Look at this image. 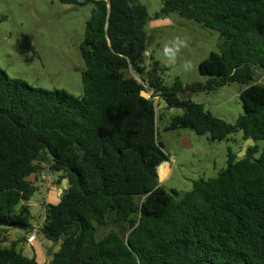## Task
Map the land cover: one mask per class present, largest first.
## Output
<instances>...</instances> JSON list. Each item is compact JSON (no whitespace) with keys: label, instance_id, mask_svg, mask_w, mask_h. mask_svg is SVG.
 <instances>
[{"label":"trees","instance_id":"1","mask_svg":"<svg viewBox=\"0 0 264 264\" xmlns=\"http://www.w3.org/2000/svg\"><path fill=\"white\" fill-rule=\"evenodd\" d=\"M60 2L93 6L84 96L34 88L0 68V229L34 230L31 177L49 162L68 180L39 230L60 244L49 264H264V149L254 158L264 142V85L254 84L256 69L264 71V0H162L158 16L178 14L222 39L220 53L200 65L208 80L187 87L166 85L168 68L146 64L150 15L139 0ZM236 83L246 88L235 124L188 96ZM166 116V131L189 129L212 142L241 132L256 146L240 160L230 152L227 169L190 192H167L158 175L170 169L161 166L170 160L160 141ZM111 214L127 238L116 230L100 237ZM2 243L0 264H41Z\"/></svg>","mask_w":264,"mask_h":264},{"label":"rangeland","instance_id":"2","mask_svg":"<svg viewBox=\"0 0 264 264\" xmlns=\"http://www.w3.org/2000/svg\"><path fill=\"white\" fill-rule=\"evenodd\" d=\"M148 10L150 21L146 26L151 42L147 53L146 64L153 61L160 63L168 70L163 79L172 86L179 79L184 87L194 83H205L208 78L200 72L201 63L212 53H220L222 39L219 32L203 28L200 24L180 17L178 14L158 16L162 10V0H139ZM93 12V6H72L60 0H0V68L12 79L23 80L31 87L47 91H66L75 97L84 96L82 81L86 65L82 57V46L85 39V28ZM186 37L189 47L184 49L176 65H168L162 55L163 45L175 36ZM184 60H191L193 69L183 71ZM254 84L264 85V71L256 69ZM246 88L242 84L225 86L214 93L188 94L197 104H202L206 111L235 124L244 114L241 92ZM149 98L148 93L142 94ZM169 116L160 122V141L165 153L170 157L171 173L165 181L160 182L167 192L172 190L181 193L190 192L195 183L201 180L217 178L227 169L229 153L237 160L246 144L241 132L231 135L222 142H212L209 136H199L189 129L166 131ZM259 158L264 149V142L258 143ZM39 176L33 179L38 191L28 203L34 227H42L45 222V207L57 203L54 191L61 190L62 174L54 172L49 162L41 165ZM170 172V169L164 173ZM45 178V179H44ZM54 186L51 188L48 184ZM52 190V191H51ZM55 193V192H54ZM118 231L124 239L129 229L117 223L113 214L109 217L107 228H100V237L111 231ZM32 232L20 229H0L4 247L17 244V249L26 257L41 255L42 263L52 259L60 244L50 242L42 232L37 241L29 244L27 239ZM39 251L42 254L38 253Z\"/></svg>","mask_w":264,"mask_h":264},{"label":"clouds","instance_id":"3","mask_svg":"<svg viewBox=\"0 0 264 264\" xmlns=\"http://www.w3.org/2000/svg\"><path fill=\"white\" fill-rule=\"evenodd\" d=\"M132 6L133 5L131 4L129 5V7ZM188 47L189 40L186 37H182L179 35L173 37L163 45L161 50L165 62L170 66L176 65L181 52ZM181 67L183 71L190 72L193 69V64L191 60H184Z\"/></svg>","mask_w":264,"mask_h":264},{"label":"water","instance_id":"4","mask_svg":"<svg viewBox=\"0 0 264 264\" xmlns=\"http://www.w3.org/2000/svg\"><path fill=\"white\" fill-rule=\"evenodd\" d=\"M164 105H165V103L162 102V103L160 104V107L163 108ZM161 108H160V109H161ZM174 112H175V109H171V113H174ZM182 113H183V110L180 109V110H179V114H182ZM255 146H256V143H255V141H254L253 139H248V140H246V144H245V146H244V148H243V151H242L240 157H242V156H243V158L246 157L249 148H251V147H255ZM243 158H242V159H243ZM161 166H162V165H161ZM67 192H68V180H67V179H64V181H63V185H62V189L60 190V194H59V196H61L62 194H66ZM127 244H128V241H127Z\"/></svg>","mask_w":264,"mask_h":264},{"label":"crops","instance_id":"5","mask_svg":"<svg viewBox=\"0 0 264 264\" xmlns=\"http://www.w3.org/2000/svg\"><path fill=\"white\" fill-rule=\"evenodd\" d=\"M164 107H165V105H164ZM161 108V107H160ZM169 159H170V157H169ZM170 161V160H169ZM164 165H168L169 166V168H170V172L168 173V175H166L165 177H161L160 176V169L158 170V175H159V182H163V181H165L166 179H168V177H169V175H170V173H171V164H170V162H166V163H164V164H162V166H164ZM35 177H31V179L33 180ZM34 181V180H33ZM52 183L50 182L48 185L51 187V188H53L54 186H52L51 185ZM52 191V190H51ZM55 192V193H54ZM53 192V194H55V195H57V196H59V194H60V190H57V191H54ZM38 253H40V254H42V252L41 251H39ZM41 256V255H40ZM39 255L37 256V253H36V258H37V261L39 262V263H41V264H43L42 263V257H40ZM50 261L51 260H49L48 262H46V264H49L50 263Z\"/></svg>","mask_w":264,"mask_h":264},{"label":"built area","instance_id":"6","mask_svg":"<svg viewBox=\"0 0 264 264\" xmlns=\"http://www.w3.org/2000/svg\"><path fill=\"white\" fill-rule=\"evenodd\" d=\"M150 95V94H149ZM150 97H151V95H150ZM149 97V98H150ZM45 179V178H44ZM39 230H40V227H34V230L32 231V234L29 236V238L27 239V242L29 243V244H33V243H35L36 241H37V235H38V233H39Z\"/></svg>","mask_w":264,"mask_h":264},{"label":"bare ground","instance_id":"7","mask_svg":"<svg viewBox=\"0 0 264 264\" xmlns=\"http://www.w3.org/2000/svg\"><path fill=\"white\" fill-rule=\"evenodd\" d=\"M167 175V173H164L163 175H162V177H165Z\"/></svg>","mask_w":264,"mask_h":264}]
</instances>
